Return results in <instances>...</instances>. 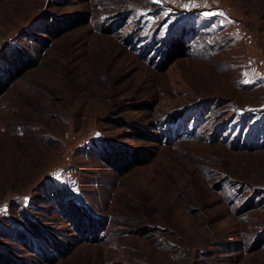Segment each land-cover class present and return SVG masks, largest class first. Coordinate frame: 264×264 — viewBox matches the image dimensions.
<instances>
[{"label":"rangeland","instance_id":"rangeland-1","mask_svg":"<svg viewBox=\"0 0 264 264\" xmlns=\"http://www.w3.org/2000/svg\"><path fill=\"white\" fill-rule=\"evenodd\" d=\"M0 264H264V0H0Z\"/></svg>","mask_w":264,"mask_h":264},{"label":"trees","instance_id":"trees-1","mask_svg":"<svg viewBox=\"0 0 264 264\" xmlns=\"http://www.w3.org/2000/svg\"><path fill=\"white\" fill-rule=\"evenodd\" d=\"M178 43H179V45L181 44L180 46L183 45L182 42H178ZM179 45L177 44V42H174V43L171 45V47L169 48V50H168V52H167V55H169V56L172 55V59H171V60H175V59H178V58L182 57V55H174V53H175L179 48H181ZM9 57L11 58L12 63H15V64H17V63L19 62L18 59L21 58V56H20L18 50H13V51L10 53ZM122 157H125L126 160H127V159H129L130 155H129V153L123 152V153H122ZM132 158H133V159H136V160L138 161V159L140 158V155L137 154V153H135L134 155H132ZM139 162L143 163L144 160L141 159V160H139Z\"/></svg>","mask_w":264,"mask_h":264},{"label":"bare ground","instance_id":"bare-ground-1","mask_svg":"<svg viewBox=\"0 0 264 264\" xmlns=\"http://www.w3.org/2000/svg\"><path fill=\"white\" fill-rule=\"evenodd\" d=\"M177 81H178V77L175 76V77L173 78V84L175 85V84L177 83Z\"/></svg>","mask_w":264,"mask_h":264}]
</instances>
